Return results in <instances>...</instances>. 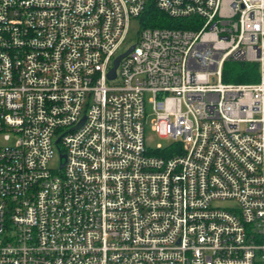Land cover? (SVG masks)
I'll return each instance as SVG.
<instances>
[{
	"label": "built area",
	"instance_id": "2783aa9c",
	"mask_svg": "<svg viewBox=\"0 0 264 264\" xmlns=\"http://www.w3.org/2000/svg\"><path fill=\"white\" fill-rule=\"evenodd\" d=\"M147 2L0 0V264H264V0Z\"/></svg>",
	"mask_w": 264,
	"mask_h": 264
},
{
	"label": "trees",
	"instance_id": "16d2710c",
	"mask_svg": "<svg viewBox=\"0 0 264 264\" xmlns=\"http://www.w3.org/2000/svg\"><path fill=\"white\" fill-rule=\"evenodd\" d=\"M144 25L154 26H175L192 27L189 22L193 18H170L160 12L154 0H148L146 8L140 18ZM259 67L255 62L226 61L222 70V81L226 83H253L258 81ZM158 155L164 156L162 153Z\"/></svg>",
	"mask_w": 264,
	"mask_h": 264
},
{
	"label": "rangeland",
	"instance_id": "374dc122",
	"mask_svg": "<svg viewBox=\"0 0 264 264\" xmlns=\"http://www.w3.org/2000/svg\"><path fill=\"white\" fill-rule=\"evenodd\" d=\"M139 28H140L139 20L132 19L130 22L127 46L135 42ZM146 115L147 117H146V123H145V131H144V138H145L146 144L151 149H155L157 145H161L162 148H166L169 145L173 144L172 141L163 139L157 133L152 132L150 130V121L152 120L153 117H152V109L149 104L146 105Z\"/></svg>",
	"mask_w": 264,
	"mask_h": 264
},
{
	"label": "water",
	"instance_id": "95a60500",
	"mask_svg": "<svg viewBox=\"0 0 264 264\" xmlns=\"http://www.w3.org/2000/svg\"><path fill=\"white\" fill-rule=\"evenodd\" d=\"M133 49V46H130L127 50H125L124 52H122L121 54H119L115 60H114V63H113V67L112 69L110 70V72L108 73V78L109 79H113L116 75V68L120 62V60L125 57L131 50Z\"/></svg>",
	"mask_w": 264,
	"mask_h": 264
}]
</instances>
